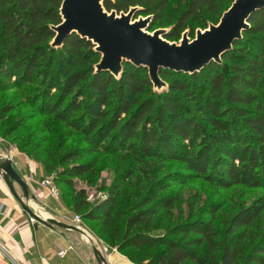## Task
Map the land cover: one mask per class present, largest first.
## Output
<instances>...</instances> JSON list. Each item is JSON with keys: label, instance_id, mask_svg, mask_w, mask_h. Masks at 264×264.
<instances>
[{"label": "trees", "instance_id": "16d2710c", "mask_svg": "<svg viewBox=\"0 0 264 264\" xmlns=\"http://www.w3.org/2000/svg\"><path fill=\"white\" fill-rule=\"evenodd\" d=\"M62 1L0 0V86L29 84L38 113L132 158L101 202L90 206L80 188L72 196L62 192L63 204L99 222L97 234L134 264H264V226L253 228L264 215V194L239 207L223 229L215 223L220 207H200L196 193L185 213L169 212L183 203L181 188L191 178L215 189H264V8L249 16L221 62L194 73L161 69L166 87L159 91L145 67L123 63L119 77L96 72L100 53L76 33L51 46ZM174 1L181 8L174 17L166 11L169 0H104L103 7L117 14L135 7L154 22L168 17L163 37L173 43L185 29L193 34L194 27L217 24L234 0ZM11 110L5 105L0 116ZM85 154L63 155L65 167L54 179L59 190L60 180L94 178L95 163L79 162ZM151 159L177 162L179 169L162 175L160 166L151 179L141 171ZM173 186L178 189L164 193Z\"/></svg>", "mask_w": 264, "mask_h": 264}, {"label": "rangeland", "instance_id": "374dc122", "mask_svg": "<svg viewBox=\"0 0 264 264\" xmlns=\"http://www.w3.org/2000/svg\"><path fill=\"white\" fill-rule=\"evenodd\" d=\"M166 11H170L172 17H174L178 14V11H181V8L175 7L174 0H169ZM145 17L147 16L142 14L138 15L135 11L132 14L131 22ZM167 18L168 17L163 18L157 22L151 19L145 27V30L148 31V28L151 26L152 30L148 31L149 33L159 29L168 30L171 24ZM198 29L201 28L194 27L193 34H191L188 29H185L180 39L176 42L179 43L183 33H186L187 38L195 39ZM30 87L29 84L0 86V109L5 105H9L12 109L10 112L0 116V163L6 160H11L13 165L17 163L21 166V161L27 164L32 163V165L34 164V166L37 165L42 168V176L51 175L57 180L58 172L65 167V164L61 161L64 154L76 149L82 153H88L85 154L79 162L93 161L95 163L94 178L90 176V173H86L78 177L70 178L69 184L60 180V197H58V201L62 203V207L70 212L71 215L75 214V212L67 205L65 206V204H63L61 200L62 192L66 196H72L76 190L84 188L90 206L101 202L106 198L107 189L114 182L116 175L132 165V158L129 152L125 150L116 153L110 150L107 151L102 148L104 142L99 146L93 145L82 133L73 129L67 123L57 120L50 115L47 116L38 113V111L33 108L29 98ZM52 92L54 94L56 90L53 89ZM122 117H124V115ZM91 149L94 150L89 152ZM43 162H47L52 169L47 171ZM68 165H70V163ZM160 166L163 167L162 175L179 169V164L177 162H159L158 160L151 159L148 160L141 171L146 170L149 177L152 179L155 173L151 171L153 169L158 170ZM137 167L139 166H136V168ZM134 179L135 176L132 180ZM91 180L93 181L91 182ZM176 189H178V186H173L164 193H169ZM181 192L183 203L178 208L175 207L171 209L169 211L171 215H177L179 211L185 213L187 210L185 205L186 200L190 195L196 193L200 197V207L207 204H216L220 207L215 214V223L220 229H223L226 226L228 218L233 215L239 207L247 206L256 197L263 195L264 189H248L240 186L229 189H215L202 179L191 178L187 181V184L182 186ZM57 208L61 207L57 206ZM197 212L198 210L196 213ZM64 220L72 224L69 219ZM81 225L92 235L101 238L97 234L100 226L99 222L83 220ZM259 226H264V215L259 219L258 225H253L255 231L260 228ZM101 239L113 248V246L108 244L103 238Z\"/></svg>", "mask_w": 264, "mask_h": 264}, {"label": "water", "instance_id": "95a60500", "mask_svg": "<svg viewBox=\"0 0 264 264\" xmlns=\"http://www.w3.org/2000/svg\"><path fill=\"white\" fill-rule=\"evenodd\" d=\"M103 1L63 0L60 8L62 22L52 27L55 36L51 46H61L68 36L76 33L91 41L100 53V59L95 64L96 72H109L119 77L123 63L145 67L156 90L166 87L159 76L161 69L194 73L211 62H221L222 55L242 37L249 16L264 8V0H234L217 24H209L204 30L198 29L195 39H189L183 33L179 43H171L163 37L165 29L152 33L145 30L151 15L131 22L135 7L127 13H108L103 7ZM0 173L11 194L30 217L45 225L80 231L73 224L54 218L43 219L26 204L24 199L29 196L27 183L16 172L11 160L0 163ZM14 184L19 186L23 197L17 194ZM94 255L99 263L104 261L96 250Z\"/></svg>", "mask_w": 264, "mask_h": 264}, {"label": "crops", "instance_id": "0c3cea01", "mask_svg": "<svg viewBox=\"0 0 264 264\" xmlns=\"http://www.w3.org/2000/svg\"><path fill=\"white\" fill-rule=\"evenodd\" d=\"M21 164L14 163L16 167H13L27 183L29 197L24 199L26 204L43 219L71 221V214L62 207V203L48 197L39 186L43 177L42 168L23 161ZM14 188L23 197L17 184H14ZM29 217L9 191L0 173V246L3 248H0V264H102L97 261L93 247L79 231L40 222L32 225ZM69 246L72 249L64 257L57 255L60 248ZM108 260L111 264H134L117 250L108 255Z\"/></svg>", "mask_w": 264, "mask_h": 264}, {"label": "built area", "instance_id": "2783aa9c", "mask_svg": "<svg viewBox=\"0 0 264 264\" xmlns=\"http://www.w3.org/2000/svg\"><path fill=\"white\" fill-rule=\"evenodd\" d=\"M39 186L44 189L48 195V197L52 198V199H58V197H60V190L57 187L54 177L51 175H45L42 177V179L39 181ZM29 222L30 224H34L37 223L38 221L33 218V217H29ZM71 222L72 224L76 225L79 229H80V233L83 237V239L89 243L94 250H96L98 252V254L104 259L103 262H101L102 264H111V262L108 260V255L112 252L117 250L115 247H110L109 245H107L101 238L92 235L90 232H88L86 229H84V227L81 225L83 222V219L81 217L80 214H72L71 215ZM1 249H3L0 246ZM72 249L71 246L67 247V248H60L57 251V255L59 257H64L67 253L68 250Z\"/></svg>", "mask_w": 264, "mask_h": 264}]
</instances>
